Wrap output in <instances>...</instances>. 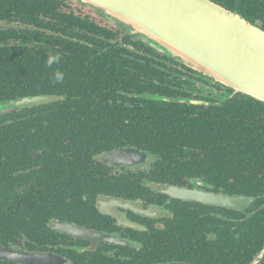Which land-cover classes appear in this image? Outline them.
<instances>
[{
	"label": "trees",
	"instance_id": "1",
	"mask_svg": "<svg viewBox=\"0 0 264 264\" xmlns=\"http://www.w3.org/2000/svg\"><path fill=\"white\" fill-rule=\"evenodd\" d=\"M211 1L264 30V0ZM54 3L55 0H0V105L38 95H56L61 100L93 99L97 91L103 90L104 83L117 79L114 71L93 72L79 58L75 71L72 66L63 67L61 61L54 65L65 78L62 83L53 81L52 69L46 66L48 55L42 52L62 50V42L55 38L58 35L44 30L51 23L46 16L53 18L48 13H53ZM73 45H78L81 51L85 47L82 43ZM61 60L70 58L64 55ZM145 73L149 78V72ZM120 81L141 89L139 82L121 78ZM118 89L125 93L118 98H126L127 85ZM61 100L0 114V248L26 254L68 252L70 264L86 263L76 259L73 251H65L61 245L71 243V239L50 225L53 221L67 220L87 227L84 211L87 201L76 197L91 189L89 170L107 178L95 157L132 146L150 151L155 158L149 173L128 172L129 178H157L158 173L181 177L187 172L199 176L204 159L192 162L188 159L192 151L166 150L195 147L200 154L204 149L214 157L207 159L211 176H217L216 166L220 164L221 177L229 178L243 162L237 158L247 157V152L238 149L250 147L252 135L251 131L243 134L245 130L239 127L235 117L254 114L253 118L264 112L263 104L244 95L224 104V110L199 111L185 104L146 100L142 101L146 116L138 113L147 123L126 125L124 121L102 120L99 113L87 110L88 105L76 106ZM179 109H192L196 115L188 117ZM221 147L225 149L218 160ZM182 156L184 160H177ZM0 264L11 263L0 259Z\"/></svg>",
	"mask_w": 264,
	"mask_h": 264
},
{
	"label": "flooded vegetation",
	"instance_id": "2",
	"mask_svg": "<svg viewBox=\"0 0 264 264\" xmlns=\"http://www.w3.org/2000/svg\"><path fill=\"white\" fill-rule=\"evenodd\" d=\"M51 8L54 11L48 14L53 18L46 16L51 23L49 26L45 24L48 27L44 30L58 35L55 38L62 42L59 54L70 58L68 61L60 60L63 67L72 66V71H75L79 58H83L93 72L111 74L114 71L117 76L116 80L111 77L114 81L104 83L103 90L96 92V98L63 99L61 103L88 105L90 108L87 110L99 113L102 120L145 125V117L138 112L145 115L143 103L146 100L185 104L199 111L224 110V104L241 95L224 89L174 58L155 51L151 47V40L134 32L128 25L106 17L107 14L98 8L79 0H55ZM74 43L85 45L84 50L78 49L79 46ZM50 51L42 53L48 55ZM91 61L94 62L89 66ZM147 71L153 85L149 83ZM120 78L131 79L135 84L139 82L141 89L128 86ZM123 85H127V97L118 98L125 94L118 89ZM190 101L199 103L191 104ZM179 110L188 117L196 115L192 109ZM113 111L121 114H113ZM253 115L235 117L239 127L245 130L243 134L251 131L252 135L250 147L238 149V152H247V157L237 158L243 162L234 168L229 178L221 177L223 167L220 164L216 166L217 176H211L207 159L214 157L207 155L204 149L200 154L195 147L166 150L192 151L188 157L192 162L204 159L202 175L199 176L187 172L181 177L173 173L161 177L158 173L157 178H129L128 172L134 175L138 172L149 173L155 158L150 151L132 146L116 148L95 157L106 171L107 178H100L96 171L89 170L92 179L88 187L91 189L89 193L76 197L87 201L84 209L87 227L67 220L61 222L109 234L120 242L92 244L85 239L63 234L72 242L61 246L65 251H73L76 259L81 258L86 264H264V112L252 118ZM252 127L254 130H251ZM125 149L146 154L145 162L129 165L101 162L105 155ZM224 149L218 148V160L222 158ZM184 159L182 156L177 160ZM170 187L229 196L248 203L236 209L185 201L169 195L165 189ZM126 202L133 203L142 212H149L148 215L135 213L120 205ZM99 207L116 208L127 225L119 224L112 215L103 214ZM46 253L61 257L63 264L71 263L68 252L62 255Z\"/></svg>",
	"mask_w": 264,
	"mask_h": 264
},
{
	"label": "water",
	"instance_id": "3",
	"mask_svg": "<svg viewBox=\"0 0 264 264\" xmlns=\"http://www.w3.org/2000/svg\"><path fill=\"white\" fill-rule=\"evenodd\" d=\"M105 12L134 32L153 42L151 47L194 71L209 77L226 90L264 103V30L244 17L232 13L211 0H79ZM56 95L28 96L17 102L0 105V114H8L33 105H46L61 100ZM191 104L199 102L190 101ZM11 105V108H10ZM147 155L125 149L105 155L101 162L114 165L143 163ZM174 198L240 209L243 199L197 191L167 188ZM117 205V204H116ZM115 205V207H116ZM135 213L148 215L131 202L120 203ZM106 206V205H104ZM103 214L123 222L116 208L99 207ZM51 228L75 239L119 243L109 234L85 229L61 221ZM123 243V242H121ZM0 259L12 264H63L52 253L26 254L0 248Z\"/></svg>",
	"mask_w": 264,
	"mask_h": 264
},
{
	"label": "clouds",
	"instance_id": "4",
	"mask_svg": "<svg viewBox=\"0 0 264 264\" xmlns=\"http://www.w3.org/2000/svg\"><path fill=\"white\" fill-rule=\"evenodd\" d=\"M61 60V56L59 53H52L49 52L47 59H46V66L49 69H52L51 76L54 82L62 83L64 80V73L59 70V68L54 67V65H59Z\"/></svg>",
	"mask_w": 264,
	"mask_h": 264
},
{
	"label": "rangeland",
	"instance_id": "5",
	"mask_svg": "<svg viewBox=\"0 0 264 264\" xmlns=\"http://www.w3.org/2000/svg\"><path fill=\"white\" fill-rule=\"evenodd\" d=\"M106 17L108 16V15H105ZM108 18H110L111 19V17L110 16H108Z\"/></svg>",
	"mask_w": 264,
	"mask_h": 264
}]
</instances>
